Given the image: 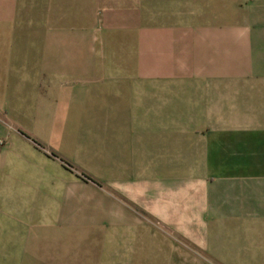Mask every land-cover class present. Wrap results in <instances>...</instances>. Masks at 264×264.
Returning <instances> with one entry per match:
<instances>
[{
  "label": "crops",
  "instance_id": "crops-1",
  "mask_svg": "<svg viewBox=\"0 0 264 264\" xmlns=\"http://www.w3.org/2000/svg\"><path fill=\"white\" fill-rule=\"evenodd\" d=\"M0 264H264V0H0Z\"/></svg>",
  "mask_w": 264,
  "mask_h": 264
}]
</instances>
